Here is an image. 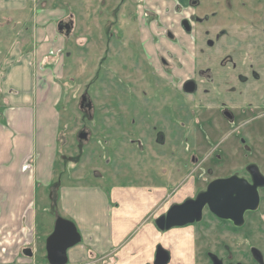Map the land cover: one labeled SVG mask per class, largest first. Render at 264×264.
I'll return each mask as SVG.
<instances>
[{"label": "rangeland", "instance_id": "374dc122", "mask_svg": "<svg viewBox=\"0 0 264 264\" xmlns=\"http://www.w3.org/2000/svg\"><path fill=\"white\" fill-rule=\"evenodd\" d=\"M25 2L20 10L0 11V81L16 50L25 57L37 50L51 67L60 98L51 183L108 195L118 189L154 193L150 220L157 229L169 205L209 182L248 164L264 174V108L246 111L249 103L264 106L263 0H198L194 7L190 0ZM201 71H210L214 82L203 80ZM253 71L261 82L252 81ZM238 76L252 80L242 84ZM188 80L197 82L195 95L181 91ZM221 102L228 103L233 124L222 118ZM40 129L32 153L43 161L49 157L36 139ZM49 192L44 185L37 189L36 228L10 236L9 264H49L46 240L56 219L75 224ZM204 218L213 217L206 212ZM163 235L173 244L170 264L203 263V232L200 243L193 229ZM24 249L36 261H23Z\"/></svg>", "mask_w": 264, "mask_h": 264}, {"label": "crops", "instance_id": "0c3cea01", "mask_svg": "<svg viewBox=\"0 0 264 264\" xmlns=\"http://www.w3.org/2000/svg\"><path fill=\"white\" fill-rule=\"evenodd\" d=\"M6 1L0 0V11L20 10L26 5V0L8 4ZM262 13L264 19V0ZM16 51L4 65L5 75L0 81V264H9L10 236L25 233L27 226L36 228L35 195L43 185L50 189L51 200L59 198L63 213L81 231V243L68 251L67 264H153L160 244L165 250L173 247L170 238H164L150 220L154 193L143 191L136 195L118 189L108 195L98 189L62 187L50 182L59 132L60 98L52 77L48 76L51 67L43 66L40 53L34 50L25 57ZM38 110H43L40 123H37ZM39 125L36 139H40L49 157L43 161L42 155L35 157L32 153V140ZM161 195L164 197V192ZM24 251L23 261L36 259L35 253L29 257Z\"/></svg>", "mask_w": 264, "mask_h": 264}, {"label": "flooded vegetation", "instance_id": "af4514ba", "mask_svg": "<svg viewBox=\"0 0 264 264\" xmlns=\"http://www.w3.org/2000/svg\"><path fill=\"white\" fill-rule=\"evenodd\" d=\"M197 4H198V0H190L191 6L194 7ZM186 23L188 24L191 30V26L188 22L182 23L183 29L185 30ZM71 25L72 22L70 21V26ZM70 26L69 27L66 26L65 27L66 30H69ZM252 73L254 78L253 80L248 76L247 77L238 76L239 83L247 85L250 83V80H252L253 82L262 81L263 79L262 76L256 74L255 71H253ZM199 75L206 82H209L211 84L214 82L213 76L210 73V71H206V72L201 71ZM188 81L182 84L181 91L184 95H188V96L195 95L197 91V82L195 80H188ZM190 82L194 83L195 85L194 86L195 89L192 93H188L185 91L186 85ZM263 101L264 100L261 101L262 104L264 103ZM261 107L264 108L263 105L259 107H255L252 105V103H249L246 111L249 112L250 115L253 114L256 108L260 109ZM219 109L222 118L228 121L229 124H233L234 116L232 115V113L228 108V103L221 102V106L219 107ZM226 114L230 115L231 118H228ZM250 168H255L257 170L258 174L261 176V181L263 182L261 185L257 187L259 203L256 210L245 211V213L243 214V219L235 221L232 219H221L217 217L214 213L210 211L209 206L206 205L203 209L202 218L200 221L194 222L192 224H188L183 227H176L170 230L163 231V233H169L172 230L177 231L184 229H193L195 235L193 236L194 243L196 241H199V243L202 241L203 236L198 235L199 233L202 232L205 234L204 235L205 237L207 236L211 238L212 240L208 241L206 237L205 241L203 242L204 244L203 243L201 244V246L206 250L200 252V255L202 256L204 261L203 263L200 262L198 264H264V215H262V213H259L264 203V174L262 173L260 167L255 164H250V165L248 164L244 166L241 172L234 173L226 177L217 178L214 181L225 180L236 177L239 180L246 181L247 184H249L250 186H253L255 184V181H254L253 173L250 171ZM212 182H209L205 188H203L201 191L196 192V194H194L192 197L186 198L183 201L173 202L171 205H169V208L165 213V215L162 216H166L173 206L181 205L188 200L196 199L200 194L207 191L209 185ZM206 212L212 215L213 218L205 220L204 217ZM250 215L252 216L258 215V217L248 218V216ZM209 223H211L214 228L209 229L208 231L204 228L209 226ZM209 233H213V234H209ZM169 256H170V262H169L170 264L172 260L170 252H169ZM154 262L155 259L153 261V264Z\"/></svg>", "mask_w": 264, "mask_h": 264}, {"label": "water", "instance_id": "95a60500", "mask_svg": "<svg viewBox=\"0 0 264 264\" xmlns=\"http://www.w3.org/2000/svg\"><path fill=\"white\" fill-rule=\"evenodd\" d=\"M185 30L190 31L187 23ZM194 86V83H188L185 91L192 93L195 89ZM226 116L231 118L228 114ZM250 171L254 176L255 184L253 186L236 177L213 181L207 191L196 199L173 206L166 216H162L156 221V227L163 232L198 222L202 218V212L206 205L209 206L212 213L221 219L235 221L243 219L245 211L257 209L259 203L257 187L263 183L255 168H250ZM81 239V234L73 222L61 217L57 218L54 230L46 240L48 263L67 264L68 251L80 244ZM24 254L30 257L32 251L26 249ZM169 262V252L158 246L154 264H169Z\"/></svg>", "mask_w": 264, "mask_h": 264}]
</instances>
